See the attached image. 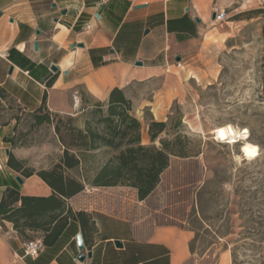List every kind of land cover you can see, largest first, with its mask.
Returning <instances> with one entry per match:
<instances>
[{"label":"crops","instance_id":"obj_1","mask_svg":"<svg viewBox=\"0 0 264 264\" xmlns=\"http://www.w3.org/2000/svg\"><path fill=\"white\" fill-rule=\"evenodd\" d=\"M216 10L226 11L228 23L242 22L264 15V0H0V43L8 50L0 57V85L23 111H36L47 94L51 112L74 115L93 107L92 100L107 102L118 87L143 113L136 115L140 120L150 115L141 135L150 144V121H165L182 89L168 83V72L178 71L199 49L217 22ZM162 82L153 99L136 98V90ZM11 126L0 122V202L7 187L51 195L53 189L38 174L25 176L9 165L11 153L21 157L7 140L14 134ZM67 205L78 212L68 199ZM10 210L0 209V264H184L191 255L190 230L159 223L155 215L131 221L102 211H84L90 214L85 228L71 219L54 244L43 242L38 255H25V242L43 241L44 232L27 228L23 235L5 217ZM82 252L84 261L78 259Z\"/></svg>","mask_w":264,"mask_h":264},{"label":"rangeland","instance_id":"obj_2","mask_svg":"<svg viewBox=\"0 0 264 264\" xmlns=\"http://www.w3.org/2000/svg\"><path fill=\"white\" fill-rule=\"evenodd\" d=\"M184 62L178 71L168 72V83L182 89L168 108V129L161 137L180 135L192 156L171 157L144 210L159 223L192 232L191 255L184 264H264V15L237 23L217 21ZM162 84L138 89L135 96L139 101L153 99ZM95 103L92 100L93 107L83 114L53 112L54 123H37L32 113L7 98L0 107V122L12 123L11 149L21 155L25 167L49 170L61 161L63 143L77 141L70 136L72 128L101 116L93 113ZM146 116L141 119L144 131L151 118ZM224 124L248 129L247 140L258 146V155L245 158L244 140L215 139V129ZM155 143L159 146L160 139ZM109 154L105 148L92 151L83 157L81 168L66 174L83 173L86 185H93L89 180Z\"/></svg>","mask_w":264,"mask_h":264},{"label":"trees","instance_id":"obj_3","mask_svg":"<svg viewBox=\"0 0 264 264\" xmlns=\"http://www.w3.org/2000/svg\"><path fill=\"white\" fill-rule=\"evenodd\" d=\"M54 79L55 77L49 83L52 84ZM7 98L14 100L0 85V107ZM46 98L47 94L44 95L42 106L30 112L37 119V123L55 121L53 112L46 106ZM18 107L21 108L19 105ZM41 111L46 113L41 114ZM132 111V101L125 96L122 89L115 87L107 102L95 103L93 113H101L100 117L86 119L84 127L72 128L70 136L77 138V141L70 145L63 143L64 153L61 161L52 169L36 171L25 167L24 161L11 153L8 163L12 168L25 176L38 174L53 189V193L49 196L25 195L15 187L5 189L0 209L11 208L5 217L14 223L20 233L27 236V228H40L44 232L43 242L52 245L71 219L79 220L85 228L90 214L84 211H72L68 208L67 199L84 189L87 177L83 173L79 176H69L66 172L81 168L84 163L83 157L85 158L92 151L105 148L110 154L88 184L132 186L137 188L141 199L147 198L158 186L162 173L170 165L172 156H192L185 150L180 135L174 138L161 137L167 132V121L151 120L149 133L152 143L144 144L141 137L142 122ZM70 119L75 118L70 117ZM59 121L62 122L61 119L56 121L58 133L61 132ZM11 138L8 137L7 140L11 141ZM157 139H160L159 146L155 143ZM18 202L21 204L15 206Z\"/></svg>","mask_w":264,"mask_h":264},{"label":"built area","instance_id":"obj_4","mask_svg":"<svg viewBox=\"0 0 264 264\" xmlns=\"http://www.w3.org/2000/svg\"><path fill=\"white\" fill-rule=\"evenodd\" d=\"M216 20H227L225 10H216ZM8 50L0 43V57H7ZM146 198L141 199L135 187L86 185L82 191L68 198L69 206L76 211H102L115 214L131 221H138L147 217L144 210ZM44 243L41 239H31L25 242L24 254L36 256L40 253ZM82 264V262H80Z\"/></svg>","mask_w":264,"mask_h":264},{"label":"bare ground","instance_id":"obj_5","mask_svg":"<svg viewBox=\"0 0 264 264\" xmlns=\"http://www.w3.org/2000/svg\"><path fill=\"white\" fill-rule=\"evenodd\" d=\"M215 139L227 142H242L241 152L247 159H253L258 155V146L250 143L247 139L249 138V130L239 129L232 124H224L218 126L214 131Z\"/></svg>","mask_w":264,"mask_h":264},{"label":"water","instance_id":"obj_6","mask_svg":"<svg viewBox=\"0 0 264 264\" xmlns=\"http://www.w3.org/2000/svg\"><path fill=\"white\" fill-rule=\"evenodd\" d=\"M214 16H215V14H214ZM80 46H84V44H80ZM36 48H38V43H36ZM138 64L139 65H142L143 63L142 62H138ZM52 70L54 72H57L58 71V67H56L55 65H53L52 66ZM10 153H11V150L8 149L7 150V154L10 155ZM17 180L19 181V183H23V181H24V179L20 175L17 176ZM76 239H77V242H78V245H79V249L82 251L85 248L83 234L82 233H79ZM115 244L117 246H119V247H122L123 246V243L121 241H119V240H116L115 241ZM88 255L91 256L92 253H89ZM78 259L81 260V261H84L86 259V253H83V252L80 253Z\"/></svg>","mask_w":264,"mask_h":264}]
</instances>
